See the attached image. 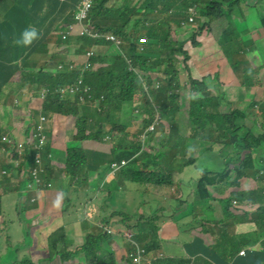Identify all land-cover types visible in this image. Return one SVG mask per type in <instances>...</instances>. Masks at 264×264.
I'll return each mask as SVG.
<instances>
[{"label": "trees", "instance_id": "1", "mask_svg": "<svg viewBox=\"0 0 264 264\" xmlns=\"http://www.w3.org/2000/svg\"><path fill=\"white\" fill-rule=\"evenodd\" d=\"M13 0H0V3L8 2L12 4ZM250 4L252 0H249ZM49 4L56 5L57 0H48ZM79 0H64L57 3V9L70 8L74 10ZM243 0H94L92 7L88 12L87 21L94 26L106 25L104 31L108 30L119 37L125 39L122 49H117L111 41L106 43L104 35L101 40L93 41L89 36H73L61 40L57 37L60 44L76 45L77 48L73 54L80 55L88 48L94 45L106 47V51L96 53L88 59L89 70L85 73V80L82 81L81 96L85 97V90L88 85L94 98L104 97L101 102L102 122L108 123L105 132L110 135L105 140L108 146V153L99 152L90 153L94 157L95 168L87 167V172L97 170L101 176L104 171L113 170L119 167L117 176L123 177L126 181L137 183L138 185L150 184L152 187H162L172 189V196H177L183 188V180L178 177L184 168H191L198 171L196 164L205 161L204 155L197 159V153L205 150L206 153H215L214 163H217L216 169H204L201 177L197 180L195 190L189 196L186 203V217L193 220H200L197 214L205 208H208L213 201L220 202L223 211V220L215 222L220 228L217 236V242L212 248L213 260L209 259L206 264H220L219 259L223 258L225 262L235 260L239 264H264V249L261 252L252 251L261 245L264 248V100L259 107V113L254 123L249 122L252 127H246L244 111L230 109L231 104L226 103L225 92L220 90L221 83L218 81L219 75L230 69L231 73L237 75L241 71L242 84L246 89H251L261 82L262 66H253L249 58L256 52L255 40L251 36L250 28L237 20L236 25L230 21L229 17L235 15L243 17ZM198 6V13L202 18H208V21L202 22L199 28V34L192 35L188 40H176L171 35L172 25L183 26L188 21L191 14L190 8ZM251 7L252 4H251ZM16 12V11H15ZM19 13L30 16L34 22V13L31 11H20ZM56 17L62 19L49 20L48 17L42 19L39 28H46L33 40L32 49L26 50L19 48V59L12 60L7 48L1 47L0 51V91L3 85L16 80L19 90L28 88L34 83L39 86L44 85L49 89L47 100L43 103L45 114H63L73 113L80 131H84V124L87 123L85 116H80L76 106H82L85 110L88 106L79 104V96L76 90L75 98H64L57 94L59 87L66 84H76V79L81 70L77 63L72 70L67 68V63L72 60H65V67L54 72H45L43 70H33L23 65V62L33 55L37 48L43 47L46 38L49 36L50 29L66 30L68 23L72 21L71 14H65L57 10ZM221 17L228 19V24L221 27L217 36L212 39L213 32L210 30L212 20H219ZM233 18V17H231ZM261 26L264 31V15L260 17ZM9 20L4 21L0 18V44H8L3 39V28L7 26ZM108 22V26L107 25ZM29 25V24H27ZM38 25V24H37ZM66 25V26H63ZM113 26V28H111ZM129 26V27H128ZM38 29V28H36ZM135 29H139L138 36L135 35ZM204 30L210 33L206 39V34L200 33ZM144 35V37H141ZM191 43V49L187 43ZM6 46V45H5ZM215 47L222 54V59H217L214 53ZM183 57V60L180 57ZM248 65L241 68L242 65ZM23 65V66H22ZM133 66L142 72L146 82L150 85L158 75L163 76L161 87L158 90L151 91L146 96L141 91L140 82L136 75L128 70ZM189 75L190 103L184 109L177 100V95L181 93L180 76L181 67ZM190 66H194L195 75L190 72ZM78 85V84H76ZM81 86V85H78ZM84 88V89H83ZM215 91V95L211 91ZM54 91V92H53ZM2 96V95H1ZM0 96V99H1ZM8 98V97H5ZM73 100V101H71ZM142 102L143 106L140 105ZM141 107V110H140ZM257 107V106H256ZM224 109L222 113L220 110ZM185 111V113H183ZM154 112V113H153ZM151 120L140 122L144 129L137 140L132 139V131L139 124L137 119L140 114H152ZM156 115L159 119L156 121ZM164 120L165 124H161ZM239 120L244 125L239 123ZM90 123L93 119L89 120ZM257 121H262L260 130H257ZM101 122V123H102ZM155 128H149L155 124ZM169 130L166 137V131ZM98 132L95 137H98ZM92 139L91 133L89 134ZM158 136L160 137L159 139ZM57 137L49 135V143L46 146L47 151L57 141ZM81 139V138H80ZM105 139V138H104ZM162 139H164L162 141ZM71 141L66 149V157L63 161H47V172L58 171L68 180L71 178H80L81 171L85 170L84 156L89 152L81 149L79 141L75 135L69 138ZM161 141L160 148L156 147L157 141ZM152 143L150 151H145L147 144ZM59 147H64V140L60 139ZM190 146H193L190 148ZM192 149V150H191ZM77 150H80L78 152ZM191 157H187V153ZM44 154V156H45ZM257 156V158H255ZM178 157H182L178 162ZM29 162V160H28ZM124 162V164H122ZM105 165L103 168L98 166ZM4 166V169H6ZM104 170L103 172L101 171ZM219 169V170H218ZM84 174L82 177H85ZM2 175L0 174V183ZM253 178L258 188L254 192L247 191L240 193L242 180ZM27 175L19 180L24 193L23 181L27 180ZM210 188L217 189V195H213ZM20 189V187H19ZM67 192V190H66ZM24 195V194H23ZM248 202L255 205L254 209L245 211L233 206L232 202ZM63 211V210H62ZM163 216H168L162 211ZM132 215L129 213L128 218ZM144 220L143 215H137ZM159 218L154 216L145 223L138 222L137 227L140 231V237L137 240H149L152 244L146 246L147 252H151L156 242V234L159 230L153 222ZM204 222V223H203ZM25 233L28 232L27 221H22ZM209 220L200 221L199 225L209 224ZM244 223L252 225L255 231L250 233H237L235 225ZM63 229H57L50 236V246L55 248V244L63 238L56 236ZM109 235L99 232L94 239H85L82 246L72 251L60 254L62 262L70 260L77 253H83L86 262L89 264H117L115 261V252L106 251L102 247V241ZM89 237V236H87ZM65 240V239H64ZM200 243L197 242V245ZM244 248H251L246 257H239V253ZM204 254L208 252L202 250ZM128 264H133L132 257L126 253ZM8 256V255H7ZM150 258V257H149ZM151 264H191L188 258L164 257L162 259H152ZM1 264H9L7 257L1 259ZM225 263V264H226Z\"/></svg>", "mask_w": 264, "mask_h": 264}, {"label": "rangeland", "instance_id": "2", "mask_svg": "<svg viewBox=\"0 0 264 264\" xmlns=\"http://www.w3.org/2000/svg\"><path fill=\"white\" fill-rule=\"evenodd\" d=\"M243 1H246V2H242V9L244 11V16L237 17L235 15H231V17L233 18L229 17V19L231 22H233L234 25H236L237 20L242 22L246 26H249L251 24L252 26L251 36L254 38V40L258 41L257 45L259 46V48L257 49L254 55H250L252 59L249 58V64L251 62L252 64H255L257 66H262L261 75L263 79L261 82L257 83V85L252 87L251 89H246L244 84H242L241 71L237 75H235L234 73L230 72V69H227L224 73L219 75L218 81L221 83L220 90L223 92V94L225 92V98H224L225 102L226 103L228 102L230 104L234 103V105L231 104V107H230L232 111L234 110L244 111L245 123L247 122L246 127L251 128L252 125L249 122L254 123L256 121V116L259 113V107L261 106L264 100V43H263L264 34L262 32L261 19H260V17L264 15V0H253V3H252L253 9H251V12L247 10L248 7H251L250 1L249 0H243ZM256 6L258 9L257 13L255 11ZM196 10L198 11V8ZM23 11H31V10L25 9ZM245 12L248 13L249 15L246 16ZM23 15L26 17V19H28L29 21H32L31 20L32 18L30 16L25 15V14ZM87 18L83 20V22L80 24H76L75 22L70 23L69 28H68V34H69L68 36L69 37L80 36L82 33H84L85 35L91 38H94V36L102 35L101 30H103V28L106 27V25H101L98 27L94 26L87 21ZM206 21H208V18H202L201 15L197 13L194 16L193 24L186 23L188 24L186 27L184 26L177 27L175 25H172L171 35L176 40H179V39L188 40L190 37H192V35L199 34L200 24ZM26 23L28 24V22H24V24ZM42 24L37 25L34 22H29V25L34 26L35 28L41 27ZM226 24H228V19L226 17H221L219 20H215V21L212 20L211 25H210V30H212L213 32L212 39H214L217 36V34L221 30V27H223ZM29 25H27V27ZM107 25H108V22H107ZM111 28H113V26H111ZM210 30H204L200 34L203 35L204 33H207L206 31H210ZM105 31H106L105 38L110 39L111 37H115L116 39L115 47H117V49H122V45L125 44V39L123 37H119L118 35H116L115 33L111 31H108V30H105ZM135 31H136L135 35L138 36L139 29H135ZM205 36H206V39H208L210 37V33H207ZM141 37H144V35H141ZM5 38H9L11 40V43L0 44V47H4L5 45H11V46L14 45V46H17L18 48L22 47V44H19L17 42L18 41L17 38L9 37V36H5ZM55 40H56L55 35L53 37L49 35L46 38V45H48L52 41L55 42ZM187 44L190 46L187 48V50L188 49L192 50L191 43L188 42ZM61 45H66V44L62 43ZM70 47H71L72 55L68 54L66 51L62 54V56L58 54V56L60 57L54 60L62 59V63L58 64L56 68H52L51 70H48V72L55 73V70L57 71V69L59 70L60 68L63 69L65 67V60H72L73 62H77L79 65H81L82 61L85 58L84 54L83 55L73 54L74 50H76L77 47L75 44L71 45ZM101 47L102 46L99 45L96 47L95 50L100 49ZM105 49L106 47L103 48V50ZM214 53L218 60L222 59V54L220 51H218L216 47L214 49ZM14 59L20 60L19 56L17 55L14 58H12V60ZM180 59L183 60V57L181 56ZM71 62L67 63V66ZM23 63H25V61ZM50 63H52V61ZM248 65L244 64L241 66V68H245ZM24 66L27 67L26 64ZM80 71H87V68L82 67ZM190 72L192 75H195L194 66H190ZM188 79H189V75L187 71L184 69V66H182L181 76H180L181 85H180V89H178V91L180 90L182 91L179 95H177V100L179 103H181V107H183L184 109L187 107V104L190 103V100H189L190 93L186 92L187 90L186 84L188 82ZM41 86H44V85H41ZM211 94L215 95V91L212 90ZM20 97H23V95H21V93H18L17 98L15 97L16 99L15 98L13 99V96H11L9 98L0 100V132H7L8 130L6 129L7 127L9 128L10 131H12V133L16 135L25 134L28 132V128H26V125H25L26 117L32 109L36 108V106L34 103H32V105H29L28 107L23 106ZM13 100H15V102ZM11 104H13V115H11V110H12ZM140 106H143L142 102ZM76 109L78 110L80 116H85L87 118V123L84 124V131L83 132L80 131L75 121L77 117L73 113H70L68 115L57 114V115H54L53 117L49 116L50 132L48 133V139H49V135L51 134L57 137L59 132H69L70 134L75 135L77 141H79L80 143L81 149L87 152L89 151L99 152L101 150L103 153H108V146L105 143H103L105 142V140L109 139L108 137L110 136L106 134V132H104L108 123L102 122L101 114L96 112L95 109L91 106L87 107L84 110L82 106L78 105L76 106ZM140 110H141V107H140ZM220 111L223 113L224 109H221ZM153 113L146 114V116H144L143 114H140L139 118L138 117L135 118L137 119V122L139 125L135 127L131 133L132 141L137 140L138 137L140 138L141 134H144V131H143L144 129H142V126H140V122L142 121V119L151 120ZM183 113H185V111H183ZM90 119H93L91 123L89 121ZM158 119H159V115H156V121ZM157 122H160V121H157ZM257 122H258L257 130H260L262 121H257ZM239 123L241 125L245 124L241 122L240 120H239ZM161 124L166 125L164 120L161 121ZM98 132H100L98 137H95V135ZM90 133L93 136L91 140H89V138H91L89 137ZM168 133H169V130L167 129L166 137L168 136ZM159 138L160 137L158 136L157 139ZM163 140L164 139H162V141ZM59 143H60V139L58 138L57 141L52 146L55 147V145ZM151 143L148 142L145 148V151L151 150L149 148ZM68 146L69 144L66 146V148L62 150H57L55 148H53V150H57V152H61L62 157L65 159L66 149L68 148ZM192 147L193 146H190V148ZM77 151L80 152V150H77ZM90 152H89V155H87V157L82 153V155L84 156V162H86L85 168L89 166L94 160L93 159L94 157H91ZM196 155H197V159L201 158L203 155L207 157L205 161H201L199 163L200 168H208L209 170H213L214 168L217 167V163H214V160H213L214 156H216L215 153H206L205 150H200L198 151ZM59 157H60L59 154L53 157L54 161H58ZM181 158L182 157H178L177 162ZM255 158H257V156H255ZM262 158H264V156ZM63 160H59V161H63ZM1 164H5V162L3 161V158L0 155V165ZM6 167L9 173L12 172L13 174H16V169L14 168L13 165L9 164ZM1 169L2 168L0 167V170ZM19 172L21 173V169L19 170ZM110 172L112 173L111 170ZM86 173H87V170H83L80 172L79 175L83 176ZM112 174L117 175V172L112 173ZM89 176L87 175V177ZM118 178H119V181H121L119 183L122 186L126 187L129 195L123 196V195L112 194L108 198L110 201H116L118 196H121L125 202V206L117 202L115 206L112 208L113 212H121V211L124 212L123 217L125 219L128 218L129 213L132 215L134 213L139 214V215L143 214V217H144L143 221H145L146 218L150 217V214H151L150 211L155 210L158 213L162 212V209L158 206V197H153L152 199L149 193H146L145 190L143 191L140 189L138 190L139 185L137 183L126 181L121 176H119ZM101 179H102L101 185L99 184L95 186V194H98V196L95 197V199L92 201L93 204L97 208L99 207V202H100L99 198H100V192H102V186L105 184L108 178H105L104 174H102ZM19 180H20V177H18L17 180L11 177H8V181L4 180V182L0 183V198L1 200H3V202L8 201L5 204V206L6 208L7 207L10 208L9 214H7L4 217V220L0 221V255H4L6 253L9 254V252L7 251V246L10 247V250L12 251L18 245V243H21L23 241L24 234L21 228V224L18 221V219H20L22 221L28 220L29 234L32 238V243L30 245H27L28 242L26 241V246H24L23 250L18 251L17 249L16 251L18 252L14 255L15 259L10 261V264H84L85 259L83 257V253L81 252L77 253L74 257H72L70 260L68 259V261L66 262H62L60 260V254H64L67 251H72L75 249L76 246L83 245V243L85 242V236H86V232H82L83 229H77L75 231H68V232L63 230L60 235L65 236V238L69 240L70 242L66 244L64 243V240L63 241L59 240L55 244V248L52 249L50 246V238L45 240L43 236L38 234L44 231L42 229L43 226H41V228H39L38 226L37 228L35 225V222L39 221V218H38L39 215H37L36 211L33 209L34 205L37 208H41L42 206H46V205L48 206L61 205L64 202V200L62 199V195L67 194V192L63 191L62 189L58 190V177L55 176L52 179L51 186L48 189H45L40 193L39 195L40 198L36 203H30L28 201L29 194L26 193L25 191L23 193L24 195L23 194L20 195V191L22 190V188H21V184L19 183ZM70 183L72 184L71 180L66 181V185L65 186L62 185V186L66 190H68ZM248 185H254V184H248ZM78 187L82 189V192L79 195V199L80 201L84 202L85 199L88 198L86 194V188L83 187L81 184ZM6 194L7 196L3 197V195H6ZM106 196H107V193L104 191V194L102 195L101 200L105 198ZM1 200H0V219L2 218L1 217V213H2ZM43 208L45 207H42L40 210H42ZM23 214H25V216ZM157 217L161 218L159 214H157ZM10 218L15 220L17 229H13L9 235L8 222ZM141 221H142L141 217L140 218L137 217L135 219V225L126 231L114 228L116 224L120 223L118 219H115L111 226L107 225L106 223L97 222V225H96L97 228L95 230V235L94 236L90 235L89 240L96 238L99 232H103L104 234L109 235L106 240L104 239L102 241V247L107 252L110 250H113L116 247V245H114L115 244L114 235H116L119 238V239L115 238V240L119 241L120 243H123V245L125 246L124 253L126 252L128 253L129 248H132V246L130 245L131 242L136 243L137 246L142 249L145 244L139 242L136 238V236L140 233L137 227V223ZM157 226L159 230L157 231V234H156V237H157L156 242H159L162 240L161 238H159L160 229H161L162 224L158 223ZM129 235H132L131 240H129ZM49 236H52V234H50ZM56 236L60 237L58 234ZM263 249L264 248L261 245H259L252 251L261 252L263 251ZM198 264H201V263H198Z\"/></svg>", "mask_w": 264, "mask_h": 264}, {"label": "crops", "instance_id": "3", "mask_svg": "<svg viewBox=\"0 0 264 264\" xmlns=\"http://www.w3.org/2000/svg\"><path fill=\"white\" fill-rule=\"evenodd\" d=\"M59 1H64V0H57L56 5L49 4L48 0H13L12 4L8 2L0 3V18L4 17L5 22L7 21V19L9 20L8 21L9 23L7 24V26L3 28L4 30V32H2L3 39L6 42L11 43V40L9 38H5V36L15 37L18 40L21 38L22 30L27 27V23L24 24V22L28 19H26V17L22 13H19V12L25 9H29L32 11V13H34L33 20L38 25H40L39 22H41L42 19H45L47 17L49 20L62 19L60 17H56L57 10L65 14L72 15L73 10H71L69 7L66 8L65 10H62V8L57 9V3ZM251 2L253 3V0ZM74 6L76 5L74 4ZM251 9H253V7L247 8L249 12H251ZM255 11L257 13L258 11L257 6L255 8ZM245 15L247 16L249 14L245 12ZM63 26H66V25H63ZM247 27L250 28V31H251L252 29L251 24ZM36 30H37V33H39L40 31H42L43 33L46 30V28H38ZM58 30L63 31V29H59V28ZM55 31H56V28L50 29V33H49L50 36H53ZM262 32L264 34L263 28H262ZM60 38L62 41L65 40V38H62V37ZM33 40L28 45L19 43V44H22V47L20 48L31 50ZM255 44H256V51H257V49L259 48V46L257 45L258 44L257 40H255ZM4 48H7V50L10 52L11 59L14 58L16 55L18 56L20 54V52L18 51L19 48L17 46L6 45L4 46ZM65 50H67L68 54H71V47L62 46L59 40L56 38L55 42L52 41L48 45L45 44L43 47L37 48V50H35L33 55L26 60V65L28 68L33 69V70H40V69L41 70H51L52 68H54L55 62H57V60H54V59H57L58 57H60L58 56V53H61L62 55L65 52ZM0 51H2L1 47H0ZM103 51H106V49ZM254 54L255 52L251 55H254ZM51 61L52 63H50ZM252 65L257 66L255 64H252ZM18 93H21V95H23V97H20L23 106L28 107L29 105H32V102L29 100L30 95L28 94L29 92L27 88L19 90L18 86L16 85V80H11V82L6 83L5 85L2 86L1 91H0V96L1 95L2 96L0 100L5 99V97L9 98L11 96H13V99H14L15 97L18 96ZM32 110L36 112V108ZM11 115H13L12 110H11ZM31 124H32V121L28 120V123L26 125V128H28V131H29ZM6 129H8L7 131L12 132L9 130L8 127ZM49 129H50V123H48V131L50 132ZM71 136H74V135L70 134L69 132H59L57 137L59 139L64 140V147L61 148L58 145H55V147L51 146V149L48 151V153L51 154V152L53 151L54 157L57 156V154H59L60 155L59 160H63L64 158L62 157V153L57 152V151L55 152L52 149L55 148L57 150H62L66 148V146L70 144L71 142L69 140ZM160 144H161V141L159 140L156 143V147L154 143H152V147L160 148ZM90 153L95 154V152H90ZM0 155L2 156L5 164L9 165L8 155L1 153V152H0ZM5 164L0 165V167L2 168L0 172L2 170L7 169V167L6 169H4ZM104 166L105 165L101 167V165H99L98 168H103ZM87 167L94 169L95 160H93L92 163ZM204 169L206 168H202V170H198V171H194L191 168L185 169L181 173V175L178 177L179 181L181 180L184 181L182 183L183 188L179 192V194L175 197L172 196L171 194V191H173L172 189L162 188V187H152V185L150 184H147V185L139 184L138 190L139 189L142 191L145 190L146 193H149L152 199L153 197H158V206L162 209L164 214L168 215V216H163L160 214L161 212L158 213L157 211L154 210V211H150L151 212L150 217L146 218L150 220L154 216L157 217V214L161 216V218L153 222L155 227H158L157 226L158 223L162 224L161 229H160V234H159V238H161L162 240L153 245L156 248V250L151 252L153 256L163 255L164 257L188 258L190 259L191 264H198V263L206 264V262L209 261V259L213 260L212 257L214 256V253L212 252V248L217 242V236L220 231V228L213 223L222 221L224 218L222 206L220 205V202L213 201L209 206L210 209L205 208L201 211V213L197 214L199 219L204 220L207 218L209 220L210 223L206 225L204 224L203 226L197 225V223L194 222L191 217H186V211H187L188 205L184 204L186 203L189 196L195 190L196 182L201 177V172ZM101 171L103 172L104 170L101 169ZM91 172L92 173L87 172L85 177L77 178V182L75 183V185H72L70 183V186L67 190V194L62 195V199L64 200L63 204L57 205V206H48V205L42 206V207H45L42 210H40L42 207L37 208L35 205L33 206V209L36 211V214L39 215L38 216L39 221L35 222V225L37 228L38 226L39 228L43 226L42 229L44 230L43 232H40L38 234L43 236L45 240L49 239L50 238L49 235L53 234L55 230L61 229V228L66 232L75 231L77 229H83L82 232H86L85 239H87L89 238L87 236L95 235V230L97 228L95 225L97 224V222L106 223L107 225L111 226L114 220L118 219L120 223L116 224L114 228L124 230V231L129 230L131 227L135 225V219L137 218V215L139 214H136V213H134L133 215L131 214L132 215L131 218L125 219L123 217L124 212L122 211L113 212L112 211V208L115 206L117 202L125 206V202L121 196H118L116 201H110L108 199L112 194L123 195V196L129 195L126 187L122 186L119 183L121 182L119 181V178H118L119 176L117 175L109 176L110 171L107 172V170L104 171V173H102L104 174L105 178H108V180L102 186V192H100V198H99L100 199L99 207L97 208L93 204L92 201L95 199V197L98 196V194H95V186L99 184L101 185L102 175L99 176L100 173L97 170L91 171ZM87 175L88 176L91 175V176L87 177ZM55 176L58 177V190L62 189L63 191L66 192V189L63 186L66 185L67 179L64 178L58 172H54L52 175L48 177V179L52 182V179ZM13 178H15L14 174H13ZM4 180L8 181V179L6 178H1V182H4ZM80 184L86 188V194L88 196V198H86L84 202L80 201L79 199V195L82 192V189L78 187L80 186ZM248 184H254V185H248ZM25 185H26V181H23L24 189H25ZM257 188H258L257 183L254 182L253 178L244 179L242 180L240 193H245L247 191L252 192L256 190ZM104 191L107 193V196L101 200V197L104 194ZM210 191L213 195H217V192H218L217 189L210 188ZM4 196H7V194L3 195V197ZM7 202H3V200H1V209H2L1 217L2 218L0 219V221L4 220V217L7 214H9L10 208L9 207L6 208L5 206ZM23 215L25 216V214ZM140 215H143V214H140ZM18 221L21 224V228L24 234L23 241L21 243H18V245L12 251L10 250V247L7 246V251L9 252V254L6 253L4 255H0V262L2 258L7 257V260H9V264H10V261L15 259L14 255L18 251L23 250L24 246H26V241L28 242L27 245H30L32 243V238L29 234L28 220H27V227H28L27 233H25L23 229L22 220L18 219ZM145 222L146 221H143V220L141 221L142 224H144ZM8 228H9V231H8L9 235L13 229H17V225L14 219L10 218L8 222ZM234 228H236L237 233H247L248 234L250 232L255 231L252 225H246L244 223L235 225ZM61 232L62 231L59 232L58 234L59 236ZM137 236L140 237V233ZM115 238L119 239L116 235H114V241H115L114 245H116V247L113 249L115 252V261L117 264H128V258H127L128 255H126L127 252L124 253L125 246L123 245V243L116 241ZM61 240L62 241L64 240V243L66 244L70 242L69 240L65 238V236H63ZM197 242L200 244L197 245ZM141 243L145 245L152 244V242L149 240H141ZM77 247L79 246H76L75 248ZM17 249L18 251H16ZM245 249L249 251L251 248H245ZM202 250H206L208 253L204 254L203 252H201ZM91 262L92 261H89V262L85 261L84 264H89ZM219 262L220 264L226 263L223 258H220ZM226 264H239V263L236 262L235 260H232V261L227 262ZM252 264H255V262Z\"/></svg>", "mask_w": 264, "mask_h": 264}, {"label": "clouds", "instance_id": "4", "mask_svg": "<svg viewBox=\"0 0 264 264\" xmlns=\"http://www.w3.org/2000/svg\"><path fill=\"white\" fill-rule=\"evenodd\" d=\"M79 3V2H78ZM77 3V4H78ZM76 4V5H77ZM196 8H198V6H196V4L194 5ZM76 7V6H75ZM75 9V8H74ZM74 11V10H73ZM72 15H73V12H72ZM72 22H74L73 21V16H72V21L70 22V23H72ZM70 23H68V26H67V28H66V30H64V31H61V30H58V29H56V31L54 32V34H53V36L55 35L56 36V38L58 37V36H60V37H62V38H70L68 35V28H69V24ZM186 23H191V24H193V21L191 22V21H186ZM188 24H185V25H183L184 27H186ZM83 35H85L84 33H82ZM82 34L80 35V36H82ZM102 34L103 35H105L106 34V31L104 32V31H102ZM50 35V34H49ZM38 36V33H37V30H36V28L34 27V26H28V27H26L25 29H23L22 30V32H21V38L17 41L18 43H22V44H24V45H28V44H30L31 43V41L33 40V39H35L36 37ZM52 36V37H53ZM85 36H87V35H85ZM102 35H97V36H94V38H91L90 37V39L91 40H93V41H98V40H101L102 38H100ZM71 37H73V36H71ZM105 38V37H104ZM106 43H108V40L106 39ZM46 44V43H45ZM62 46H65V47H68V45H62ZM71 46V45H70ZM97 46H99V45H94V46H91L90 48H88L86 51H84L83 53H81L82 55L84 54V60L82 61V63H81V65H80V67L82 68V67H85V68H87V71L89 70V64H88V59L91 57V56H93L94 54H96V53H100L101 51H102V49L104 48V46L103 47H101L100 49H97V50H95L96 49V47ZM102 46V45H101ZM77 47V46H76ZM66 52H67V50H65ZM89 51H91L92 52V55H90L89 57H87V55H86V53L87 52H89ZM60 56H62L61 55V53H58ZM32 56V55H31ZM31 56H29L28 58H30ZM61 61V62H60ZM60 63H62V59H60V60H57V62H55V64H54V68H56L57 67V65L58 64H60ZM26 64V61H25V63H23V65H25ZM75 64H77L76 62H71L68 66H67V68L69 69V70H72V67L75 65ZM22 65V66H23ZM28 68V67H27ZM62 68H60L59 70H61ZM41 70V69H40ZM128 70L129 71H132L135 75H136V77L138 78V80H139V82H140V86H141V91L140 92H142V93H144L146 96H149V93L151 92V91H155V90H158L160 87H161V83H162V81H163V76L162 75H158L157 74V78H156V80H154L153 82H152V84H148L147 82H146V80L144 79V77H142V75H141V73L142 72H140V71H138L137 70V68H134L133 66H130L129 65V67H128ZM43 71H45V72H48V70H43ZM87 71H80L79 72V76H78V78L76 79V84H78V85H81V86H79V87H82L84 84H87L86 82L84 83V84H82V81L84 82V80H85V73H87ZM74 85V86H78V85ZM69 86H72V84L70 83V84H66L65 86H62V87H59L57 90H54V91H57V94L60 96V97H64V98H75V92L74 93H72V94H64V95H62L61 93H60V90L61 89H65L66 87H69ZM87 86V89L85 90V92L87 93V95L85 96V97H82L81 96V90H77V92H78V96H79V100H78V102H79V104H81V105H87L88 107L89 106H91V107H93L94 109H95V111L96 112H98V113H100L101 114V112H102V108H101V102L103 101V99H104V97L101 95L99 98H94L93 97V95H92V93H91V88L88 86V85H86ZM147 87V89H145L144 87ZM186 87H187V90H188V88H189V79H188V82H187V84H186ZM43 90V89H47L45 86H39L37 83H34L32 86H29L28 88H27V90H28V94L30 95V98H29V100L32 102V103H34L35 105H36V112H34L33 110H31L30 112H29V114L27 115V117H26V124L25 125H27V123H28V120H30V121H32V124H31V126H30V128H29V131L27 132V134H18V135H16V134H14V133H12V132H9V131H7V132H0V133H9L10 135H12L13 137H16V138H21V139H23V138H27L28 137V135L31 133V127H32V125H33V123L37 120V118H38V116L39 115H43V116H45V118H46V120H47V122H46V128H45V131H44V136H45V138H46V144L44 145V147H43V150H42V161H43V165H44V174L42 175V180H43V182L44 183H48L49 184V186L48 187H45L43 190H45V189H48L50 186H51V181L48 179V177L50 176V175H52L54 172H58V171H54V172H52V173H48L47 172V166H48V163H47V161H54V159H53V157H54V152L52 151L51 152V154H50V156H48L49 155V153H48V151H47V153L45 154L44 153V150L46 149V146L48 145V143H49V139H48V133H49V131H48V123H49V120H50V118H49V116L51 117V116H53L54 114H45L44 113V111H43V103L47 100V98H48V94L50 93V91H49V93L46 95V96H44V98H41L40 96H39V92H40V90ZM84 89V88H83ZM49 90V89H48ZM178 90V89H177ZM53 91V92H54ZM23 94H24V92H23ZM17 98V97H16ZM15 98V99H16ZM14 102H15V100H13ZM137 106H140L139 104L137 105ZM11 107H12V111H13V104H11ZM104 132H105V130H104ZM105 140V139H104ZM53 150V149H52ZM144 150H145V148H144ZM46 151V150H45ZM55 152L57 151V150H54ZM208 153H211V152H208ZM44 154H45V156H44ZM187 157H191L192 158V156L190 155V153L188 152L187 153V156H186V158ZM26 165L24 166V172L25 171H27V169H28V167H29V165H30V162H28V160L26 159ZM10 164V163H9ZM10 165H12V164H10ZM196 166H197V168L199 169V170H202V168H200L199 167V164H196ZM15 168V167H14ZM16 169V174H14V177L15 178H13V173L11 172V173H9L8 171H7V169L5 170L6 172H7V174L8 175H2V178H6V179H8V177H11V178H13V179H15V180H17L18 179V177H20V179L23 177V175H21V173L19 172V170L21 169V168H15ZM185 169H187V168H184L183 170H182V172L185 170ZM22 171V170H21ZM110 171V170H109ZM118 172V171H117ZM181 172V173H182ZM58 173H60V172H58ZM1 174V173H0ZM48 176H47V175ZM61 174V173H60ZM109 176H115L114 174H112L111 172L109 173ZM82 177V176H81ZM71 181H72V185H75V182L77 181V178H71L70 179ZM70 180H68V181H70ZM26 181V180H25ZM20 183V182H19ZM24 191L26 192V193H28L29 195H28V201H29V197H30V193L29 192H27L26 191V189H24ZM40 195V194H39ZM38 200H39V197H38ZM37 200V201H38ZM36 201V202H37ZM234 201H237V200H234ZM233 201V202H234ZM30 202V201H29ZM36 202H34V203H36ZM233 202H232V204H233ZM239 204H240V206H242V207H244V206H246V205H248V204H251V203H248V202H246V201H244V202H239V201H237ZM31 203V202H30ZM251 205H253V204H251ZM234 206V205H233ZM255 206V205H254ZM235 207V206H234ZM207 209H210V207H208ZM244 210V209H243ZM245 211H249V210H245ZM207 220V218L206 219H204V220H202V219H200V220H198V221H195V220H193L194 222H196L197 223V225H199V223H200V221L202 222V221H206ZM97 225V224H96ZM95 225V226H96ZM204 225V224H203ZM130 243V242H129ZM158 243V242H157ZM130 245L132 246V248H129V251H128V253L127 254H129L131 257H132V260H133V256L136 254V247H138L137 246V244L136 243H130ZM146 246L147 245H144L143 246V248H142V250H144L145 251V259H146V262H144V264H147V262H150V264H151V258L152 259H162V258H164V256L163 255H156V256H153L152 254H151V252H153L154 250H156V248H153V250L149 253V252H147V250H146ZM141 249V248H140ZM112 251H114V250H112ZM247 250L244 248L240 253H239V257H246L247 256V252H246ZM242 252H244L245 253V255L243 256V255H241V253ZM150 257V258H149ZM133 264H134V262H133Z\"/></svg>", "mask_w": 264, "mask_h": 264}, {"label": "built area", "instance_id": "5", "mask_svg": "<svg viewBox=\"0 0 264 264\" xmlns=\"http://www.w3.org/2000/svg\"><path fill=\"white\" fill-rule=\"evenodd\" d=\"M94 0H80L76 5L73 11V21L76 24H80L88 17V12L93 5ZM197 8L193 6L190 8L191 14L188 17L189 21H194V16L198 13ZM186 23H183L185 25ZM106 35V34H105ZM104 35V37H105ZM106 39V38H105ZM115 44V37H111L107 39ZM87 57L92 55V52L89 51L86 53ZM147 89V87H144ZM76 90H81L79 86H69L65 89H61L60 93L64 94H72ZM49 93L48 89H41L39 92V96L44 98ZM46 118L43 115H39L37 120L33 123L31 127V133L27 138H16L10 135L9 133H0V152L8 155L9 163L12 164L15 168H21V175L24 174V166L26 165V159L29 160L30 165L25 171L28 179L26 180L25 189L30 193L29 201L34 203L38 200L39 194L43 191L45 187H48V183H44L42 180V175L44 174V165L42 161V150L44 145L46 144V138L44 136V131L46 128ZM156 124V123H155ZM155 124H153L149 129L153 130L155 128ZM50 156V154L48 155ZM124 164V162H122ZM119 170V167H115V169L111 170L112 173H115ZM1 175H8L5 170H2ZM233 205L236 208L251 210L254 209L255 206L248 204L244 207L240 206L237 201L233 202ZM132 235H129V240H131ZM241 255H245L244 252ZM134 264H144L146 262L145 259V251L136 247V254L133 256ZM150 264V262H147Z\"/></svg>", "mask_w": 264, "mask_h": 264}]
</instances>
